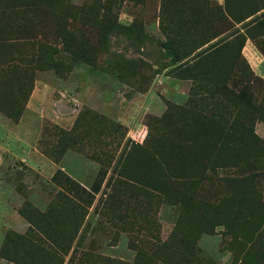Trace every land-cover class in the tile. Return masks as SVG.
<instances>
[{
  "label": "rangeland",
  "instance_id": "374dc122",
  "mask_svg": "<svg viewBox=\"0 0 264 264\" xmlns=\"http://www.w3.org/2000/svg\"><path fill=\"white\" fill-rule=\"evenodd\" d=\"M102 1L0 0V264H264V0Z\"/></svg>",
  "mask_w": 264,
  "mask_h": 264
},
{
  "label": "trees",
  "instance_id": "16d2710c",
  "mask_svg": "<svg viewBox=\"0 0 264 264\" xmlns=\"http://www.w3.org/2000/svg\"><path fill=\"white\" fill-rule=\"evenodd\" d=\"M94 6H95V12L99 15L102 16L101 17V25L102 27H105L107 25H109V22H106L108 20H105V17H107L106 15L104 16V12L107 11V3L106 1H102V0H94L93 2ZM102 14V15H101ZM79 55L80 59H83L82 54H77ZM88 63V62H86ZM92 63V62H91ZM88 65H91L90 62L88 63ZM68 183H70L71 186L77 187L78 190H81V186H76L75 183L71 180H68ZM83 191V189H82ZM77 194V193H76ZM85 199H87L89 197V193H85ZM67 208H68V213L70 214V216L76 215V213H80L82 216H85V214L87 213V204L86 206L84 204V206H81V204H64Z\"/></svg>",
  "mask_w": 264,
  "mask_h": 264
}]
</instances>
